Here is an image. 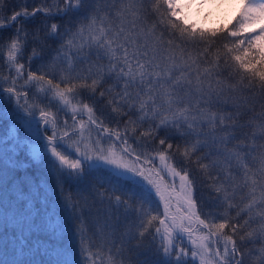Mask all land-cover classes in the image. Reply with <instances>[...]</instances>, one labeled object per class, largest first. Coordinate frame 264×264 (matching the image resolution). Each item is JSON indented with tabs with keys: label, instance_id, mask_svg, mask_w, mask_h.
<instances>
[{
	"label": "snow or ice",
	"instance_id": "6c2138e0",
	"mask_svg": "<svg viewBox=\"0 0 264 264\" xmlns=\"http://www.w3.org/2000/svg\"><path fill=\"white\" fill-rule=\"evenodd\" d=\"M27 4L0 0V264H264V0Z\"/></svg>",
	"mask_w": 264,
	"mask_h": 264
},
{
	"label": "rangeland",
	"instance_id": "374dc122",
	"mask_svg": "<svg viewBox=\"0 0 264 264\" xmlns=\"http://www.w3.org/2000/svg\"><path fill=\"white\" fill-rule=\"evenodd\" d=\"M204 13H211L208 16L207 20H204ZM234 14H235V8L229 7L227 5L219 9L215 7H212V8L206 7L202 10L199 17L195 15V10H193L192 19L198 22H202L205 27H212L214 24L218 23V19L231 18V16Z\"/></svg>",
	"mask_w": 264,
	"mask_h": 264
},
{
	"label": "trees",
	"instance_id": "16d2710c",
	"mask_svg": "<svg viewBox=\"0 0 264 264\" xmlns=\"http://www.w3.org/2000/svg\"><path fill=\"white\" fill-rule=\"evenodd\" d=\"M11 3H12V6L22 5L23 0H11ZM38 3H39V0H28L27 6L29 7V9H31L35 4H38ZM232 16H231V18H232ZM38 17H39V14H38ZM231 18H220V19H218V23L214 24L212 27H217L221 24H224V23L230 21ZM204 210L208 211V206L206 204L204 205Z\"/></svg>",
	"mask_w": 264,
	"mask_h": 264
}]
</instances>
